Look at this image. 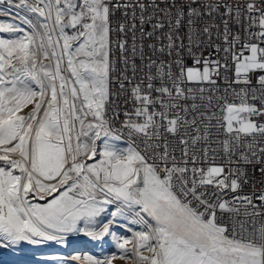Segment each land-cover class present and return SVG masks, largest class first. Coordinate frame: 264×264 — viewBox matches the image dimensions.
Returning a JSON list of instances; mask_svg holds the SVG:
<instances>
[{
  "label": "snow or ice",
  "instance_id": "1",
  "mask_svg": "<svg viewBox=\"0 0 264 264\" xmlns=\"http://www.w3.org/2000/svg\"><path fill=\"white\" fill-rule=\"evenodd\" d=\"M0 5V249L264 264V0Z\"/></svg>",
  "mask_w": 264,
  "mask_h": 264
},
{
  "label": "rangeland",
  "instance_id": "2",
  "mask_svg": "<svg viewBox=\"0 0 264 264\" xmlns=\"http://www.w3.org/2000/svg\"><path fill=\"white\" fill-rule=\"evenodd\" d=\"M4 11H9L15 15L19 10L10 8L6 5H0V20L10 19V17L4 15ZM23 14L24 13L21 12V15ZM27 111L28 108L22 109V114ZM130 227L133 228V230H139V227L136 225H130ZM113 231L117 234V237H131L132 235V233L127 231L124 227L114 226ZM75 243L81 245V248L73 249L72 245ZM126 247L131 248L132 245L128 244ZM15 249H18L17 251L20 252L23 251V254L13 253L12 251ZM116 253H118L117 240L113 239L112 236L92 238L83 233H79L69 235L62 244L54 242L51 245H31L25 242L10 248L0 249V264H73L70 262V259L74 255H80L82 257L91 255L99 259H104ZM56 254H60L62 257L57 260L50 259L51 257H55ZM83 262L87 264L86 261ZM112 264H133V262L131 260L117 258L112 261Z\"/></svg>",
  "mask_w": 264,
  "mask_h": 264
},
{
  "label": "bare ground",
  "instance_id": "3",
  "mask_svg": "<svg viewBox=\"0 0 264 264\" xmlns=\"http://www.w3.org/2000/svg\"><path fill=\"white\" fill-rule=\"evenodd\" d=\"M52 243H54V242H48V243H45V244H48V245H51ZM73 246V249H80L81 248V245H79L78 243H75V244H73L72 245ZM18 250V249H17ZM16 249L15 250H11L13 253H15V254H23L22 252H20V251H17ZM61 254V253H60ZM60 254H56V256L55 257H57V258H61L62 256L60 255ZM23 256V255H22ZM28 256V255H27ZM43 258V257H42ZM70 262H72L73 264H85L83 261H74V260H72V259H70Z\"/></svg>",
  "mask_w": 264,
  "mask_h": 264
},
{
  "label": "built area",
  "instance_id": "4",
  "mask_svg": "<svg viewBox=\"0 0 264 264\" xmlns=\"http://www.w3.org/2000/svg\"><path fill=\"white\" fill-rule=\"evenodd\" d=\"M119 67V66H118ZM113 91H115V89H113Z\"/></svg>",
  "mask_w": 264,
  "mask_h": 264
}]
</instances>
